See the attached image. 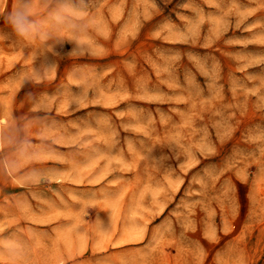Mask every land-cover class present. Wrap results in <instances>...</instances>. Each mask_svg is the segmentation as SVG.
I'll list each match as a JSON object with an SVG mask.
<instances>
[{
    "label": "rangeland",
    "instance_id": "obj_1",
    "mask_svg": "<svg viewBox=\"0 0 264 264\" xmlns=\"http://www.w3.org/2000/svg\"><path fill=\"white\" fill-rule=\"evenodd\" d=\"M0 264H264V0H0Z\"/></svg>",
    "mask_w": 264,
    "mask_h": 264
},
{
    "label": "clouds",
    "instance_id": "obj_2",
    "mask_svg": "<svg viewBox=\"0 0 264 264\" xmlns=\"http://www.w3.org/2000/svg\"><path fill=\"white\" fill-rule=\"evenodd\" d=\"M12 23L17 27L21 34H25L32 27L27 21V17L23 12H18L12 18Z\"/></svg>",
    "mask_w": 264,
    "mask_h": 264
}]
</instances>
